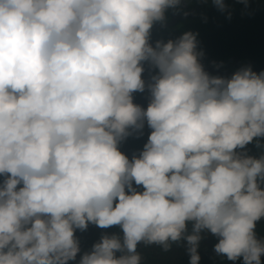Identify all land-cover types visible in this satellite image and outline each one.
Wrapping results in <instances>:
<instances>
[{"label":"clouds","instance_id":"obj_1","mask_svg":"<svg viewBox=\"0 0 264 264\" xmlns=\"http://www.w3.org/2000/svg\"><path fill=\"white\" fill-rule=\"evenodd\" d=\"M185 3L0 0V264H142L140 246L173 245L200 264L209 236L262 264L264 70L210 74L192 31L152 42ZM89 225L118 231L81 253Z\"/></svg>","mask_w":264,"mask_h":264},{"label":"trees","instance_id":"obj_2","mask_svg":"<svg viewBox=\"0 0 264 264\" xmlns=\"http://www.w3.org/2000/svg\"><path fill=\"white\" fill-rule=\"evenodd\" d=\"M224 2L231 12V19L227 18V12L218 11L212 5L211 0H208L207 3L200 2V0H187L182 10L188 12L189 15L187 17L173 15L169 10L166 13V25L164 27H161L160 24L154 25L151 35L152 42L175 39L185 31H192L198 34L197 50L204 54L201 59L204 67L216 68L215 65L219 64V69L234 72L245 65H250L252 69L263 66L264 0H248L247 7L238 3L237 0H224ZM171 16L175 21L167 24ZM145 71L149 75L147 65H145ZM145 80L147 82V79ZM147 97V91L136 93L134 94V103L146 108ZM149 133L150 130L145 126L143 135L139 138L129 137L120 145V151L131 158L133 153L142 149ZM248 148L251 155H259L261 152V149H257L253 145H248ZM102 231L118 230H102L89 225L85 232L77 231L81 253L90 250ZM256 231L258 236L264 237V221L257 224ZM214 243H216L215 239L210 236L201 242L200 264H230L225 258L217 257L213 253ZM138 251L142 255V264H188V256L185 254L183 246L173 245L168 252H164L156 246H140ZM261 259L264 264V257ZM78 260L79 255L77 256Z\"/></svg>","mask_w":264,"mask_h":264},{"label":"water","instance_id":"obj_3","mask_svg":"<svg viewBox=\"0 0 264 264\" xmlns=\"http://www.w3.org/2000/svg\"><path fill=\"white\" fill-rule=\"evenodd\" d=\"M171 22L173 21V19L171 18L170 20ZM206 71H208L210 74H220V75H224V76H230L232 74V71H227V70H222V69H217V68H208V67H204ZM260 70H264V65L261 67H257L254 68L253 71H260ZM143 77L145 79H149V75L146 73V71L143 74Z\"/></svg>","mask_w":264,"mask_h":264},{"label":"flooded vegetation","instance_id":"obj_4","mask_svg":"<svg viewBox=\"0 0 264 264\" xmlns=\"http://www.w3.org/2000/svg\"><path fill=\"white\" fill-rule=\"evenodd\" d=\"M186 12V11H185ZM170 23V21L167 23V24H169Z\"/></svg>","mask_w":264,"mask_h":264}]
</instances>
